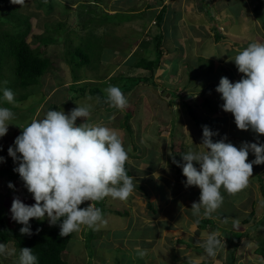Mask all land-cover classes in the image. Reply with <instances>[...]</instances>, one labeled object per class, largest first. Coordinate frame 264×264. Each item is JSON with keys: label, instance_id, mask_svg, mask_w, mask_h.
Segmentation results:
<instances>
[{"label": "rangeland", "instance_id": "obj_1", "mask_svg": "<svg viewBox=\"0 0 264 264\" xmlns=\"http://www.w3.org/2000/svg\"><path fill=\"white\" fill-rule=\"evenodd\" d=\"M124 1L125 0H48L47 4H45L43 0H25L26 5L24 7H20L19 5L10 3V0H0V35L3 32H6L7 28L16 23L14 21L16 18L12 19V14L24 15L27 18H30V23L33 28L29 29V35L26 37V40L29 42L28 44L31 49L39 50V52H41L40 55L42 57H48L52 63V69L39 78L36 86L20 88L19 86H16L17 77L13 72L14 62H12V58H6L0 62V107L9 108L15 116V118L10 121L11 124L8 127V132L4 136L7 137V143L2 144L4 140L0 138V157L4 158V161L0 163V181L9 183L14 177L18 179V182L22 181L19 174L14 171V169L18 167V162H14L12 157L6 155L4 148L1 146H6L8 148L10 146L15 147L14 140L22 133V129L33 119H43L47 111L52 108L57 111L63 110L67 114L70 110L77 106L91 105V118L87 122L92 123L91 121L94 119L98 124L102 123L104 126L113 129V126L118 124L117 120L121 119L122 115L119 116V113L122 111L111 107L106 102L107 94L104 90L110 85L119 87L123 85L124 82L125 86L123 90L131 91L130 97H128L129 93L125 94L126 92H122L127 97L128 103L132 102V99L134 100V102L130 103V105L132 104L131 107L134 112L135 108H140L141 110L144 105L147 107L149 106V109L151 110L153 109L152 104L159 101L160 110H164L165 114H167L170 107L168 108L167 105L162 106L161 103H163V100L159 99L158 93H156L155 90H152L154 88L152 84H150L149 78H147V81H149L148 85L150 88L147 89L145 85L142 84L146 83L142 78L147 77L149 73L151 74L154 72L153 70L148 71V67L153 66L155 63V58L153 57L154 53L151 52L156 49V44L152 42L153 45L148 47L142 60L138 62L137 66L143 70H137V72H135L134 68H131V64L134 63V61L130 63L132 59L129 58L131 57H128V60L124 62L116 58L120 52H124L125 49H129L130 45L128 44L126 46V41L129 38H131L130 44L134 43V40L136 39V36L134 37L135 33L139 34L138 40L148 41L149 36L141 34L139 32L141 31L139 30V27L140 24H142V29H148V22L150 19L147 18L146 14L139 15L138 13L130 12L127 14L117 12L115 15L111 16L113 14L111 10L121 9L126 11L131 8L137 9V5L138 8L141 9L145 6V4H152L157 0H129V3H133V5L129 3L124 4ZM233 2L234 4L238 3L235 0H233ZM257 2L258 1H254V3ZM11 7L15 8L17 11H11ZM259 12L260 10L257 12L258 15L260 14ZM18 15V18L16 19L18 22L16 24L18 27L21 26L22 28L24 21L19 18ZM125 16H127L126 18L128 24L124 25L118 23L121 21L120 18L123 19ZM261 17L262 21H264L263 12ZM7 21L9 22L7 23ZM212 22L216 24V26L219 24L218 21ZM44 25L47 26L44 28ZM42 29H45L44 32H42ZM153 30L154 29H152L151 32H153ZM142 32L144 33V31ZM251 34H254V32L252 31L248 35ZM34 35L42 36L43 39H49L52 41L45 46L41 37V42L38 44L37 41L33 39ZM88 44L95 45L96 48L88 53L90 64L79 66L78 68L74 64L77 60H80V56L76 58L73 55V51L76 47L82 46L80 48H83V51L85 52ZM113 52H115L114 55ZM230 59L229 63L233 65V55ZM199 67H201V65L193 66L189 64L185 69L187 76L186 79H183L184 83L182 84L187 89H191L192 92H196L198 94H201L202 89L207 90L206 95H209V90H211L213 86L209 84V76H206L207 72L204 73V66L202 68ZM190 74L193 76L190 77ZM110 75H113V77H110ZM73 77L75 78L73 79ZM77 77L89 78L94 81L90 82V84H92L91 86L90 84H86L84 88L82 85H79L77 88H69V83L71 84L72 80H75ZM162 77L165 81L164 86L167 87V90L164 89L163 91L170 94L172 100L180 96L178 95V91H174V86H169V77ZM224 77H226V74H224ZM129 78L136 79H132L130 81ZM126 80H128V82H126ZM5 81L7 82L6 84L4 83ZM125 87L128 88V90H126ZM4 88H9L14 92L15 103L10 104L3 98ZM90 90L95 93L94 96L89 95ZM202 97L203 101L200 98L196 100L195 98L189 99V103L191 102V104L190 108H186V110H188L186 112L190 113L191 110L205 111L206 109H212L214 107L217 109L218 105L215 104L213 98H210L209 96H206L205 98L204 95H202ZM178 102L180 104L182 101L179 99ZM200 102L201 104H198ZM186 105L187 104H184L183 108H185ZM170 106L173 107V105ZM129 108L130 107H128V109ZM180 112L182 115L186 113L184 112V109ZM94 114L95 116L93 117L92 115ZM141 114L144 117V114ZM114 117L115 120H113ZM132 117L128 120V123L131 122V124H129L130 132L127 133L125 131V134H128L133 138L134 133L132 131L137 129L138 124H136L135 117ZM84 122L86 121L83 118H77V125ZM203 126L208 127L207 123ZM151 133L152 132H150V134ZM148 139L146 140L148 141ZM149 142L150 141H148V143ZM136 143H138V141H136ZM128 145L127 139L124 147L127 148ZM146 147H149V144L146 145ZM17 155L19 156V154ZM131 167L132 165L128 166V171L130 173H132L130 170ZM182 175V169H179V167L175 165L174 172L169 174V180L173 181L180 178L182 181H186V177H182ZM139 180L140 179H134L137 189L126 201H120L119 199L107 197L102 201L92 202L96 207H99L102 210L103 217L107 221V224L99 230L94 231L88 229L87 227H82L81 231L72 233L71 239L63 252V259L67 262V264H213V259L206 256L203 248L201 251L196 250V253H194V250L191 253H187V259L184 260L183 257L186 255H184L185 252L183 251H189L190 248L192 249L193 240L187 239L189 238V233H186L185 236L183 234V237L180 236V238H177V235L171 233V231L178 232L177 226L170 227L171 229L163 231V226L167 225L168 222L161 221L160 215H158V210H154L159 216L158 219L154 220L153 213H148L147 218L145 217L142 219L139 214V210L144 208L141 204L142 198L145 197L142 196L141 193L143 190L141 191V189L146 190L145 187H149L153 191V195H151V197L154 196L157 200L161 199V201L166 195V190L163 188L164 185H158L151 178L146 180L145 186L140 184ZM259 185L262 187L261 181ZM261 189L262 188H260L259 191H261ZM21 191L22 189L16 188L13 192L14 194L12 192L9 193L8 198L10 200V204L12 203L14 197H18L22 201L29 193L26 189V191H24V195L19 196ZM223 193H225L224 190ZM248 194L249 191L246 192V195ZM251 194L252 192L249 194V198L252 197ZM222 195L224 198H228L227 200H231L230 202L234 199H238L240 200V204L238 207L234 206L233 208H229V205L226 203L227 200H225L221 208L216 211L222 221L219 222V227L221 228L219 232L225 233L223 237H226L227 235V239H229L230 244H227L228 248L226 249V252L223 251L219 254L226 256L224 261L216 262L219 259H214L216 262L214 263L231 264L229 258L235 257V262L232 260V263L246 264L245 258H241L239 260L240 255V257H245L244 254L247 249H244L245 251L241 250L245 245L240 246L239 242L235 247V244L241 239V232L230 227L226 228L223 224L231 226V224L233 225L237 221L234 220V218L239 217V219L241 218V222L239 221V223H242L243 220L248 218L246 223L249 222L248 226H250L253 223V218L249 215V213H247V211L244 212V208L242 206L244 205L243 194L237 198H234V196L229 194ZM188 197L191 196L186 195L185 198L181 199V203L183 201L184 202L180 207L182 210L178 212V215L180 212L181 214L188 212L186 216H188L189 219H176L177 217L174 219L180 230L183 228V221L187 222L189 220H193L197 225L199 220L205 219L202 215L200 217H194L192 215L191 206H183V204H186L187 199H189ZM146 199H148L147 196ZM88 203L89 202H85L79 207H87ZM10 204L6 198L4 201L0 199V209L6 211V223H9L10 226H12L14 220L11 218V206L7 208V205ZM177 206H179V204L177 199H175L171 204V207L167 209V212L169 213L171 208H176ZM257 206L258 205L256 204L254 206L256 208V212ZM156 207L160 209L159 205ZM110 210L117 211V214L114 211L109 213ZM232 218L233 220H231V222L228 221ZM261 219L264 221V216ZM40 222L49 226L47 219ZM207 222L209 225L213 224V220L210 218L207 219ZM189 224H187V226ZM260 226L261 225H258L254 232L249 230V228L246 232L248 234V239H253L256 244H259L264 240V227ZM216 230L217 229L215 228L214 231ZM207 231L210 232L208 229ZM183 232L185 233V230ZM192 232H194V230H192ZM101 235L102 238H100ZM162 235L169 236L170 239H167L170 240V242L168 244L169 246H161V251L158 250V240ZM138 238L142 240L145 238H155V240L152 243H149V248L147 246L137 245L140 244V242L135 241L138 240ZM125 243L128 246L125 245ZM8 244L11 246L9 250H16L12 242ZM233 245L235 247L234 249ZM139 251H145L146 254L141 257L139 255ZM164 252H167V255ZM16 258H18L17 250L15 251V254L11 256L0 255V264H15ZM154 259L156 260L154 261Z\"/></svg>", "mask_w": 264, "mask_h": 264}, {"label": "crops", "instance_id": "obj_2", "mask_svg": "<svg viewBox=\"0 0 264 264\" xmlns=\"http://www.w3.org/2000/svg\"><path fill=\"white\" fill-rule=\"evenodd\" d=\"M235 1L238 3L234 4L233 0H163L161 4H158L157 1L152 4L147 3L141 9H139L137 5V9L131 8L126 11L121 9L111 10L113 13L111 16L115 15L117 12L125 14L130 12L138 13L139 15L146 14L147 18L150 19L148 22V29H142V24H140L139 27V30H141L139 32L141 34L149 36L148 41L138 40L139 34L135 33L134 37L136 36V39L134 40V43L130 44L131 38H129L126 41V46L128 44L130 45L129 49H125L124 52H120V54L116 57L123 62L127 61L128 57H131L129 58L132 59L130 63L134 61V63L131 64V68H134L135 72H137V70H143L137 66V64L142 60L143 55L145 52H147L148 47L153 45L152 42L157 44L155 37L158 35H161L162 37L161 43L159 44L161 56L160 62L157 67L152 69L154 72L151 74L149 73V75L145 77L146 80L143 79L144 77L142 78L146 82L142 84H144L148 89L150 88L148 85L150 81V84H152L154 88L152 90H155L156 93H158L159 99L163 100V103H161L162 106L167 105L168 108L170 107L169 111L167 114H165L164 110L161 111L159 101H156L152 104L153 109L150 110L149 106L147 107L144 105L141 110L140 108H135L134 112L133 108L131 107L132 104L130 105V103L134 102L132 99V102L128 103L127 108L119 113V116L122 115V117L121 119L117 120L118 124H115L113 129L120 134L123 144H125V141L128 139L129 145L127 146L126 150L128 151L129 155L127 166L132 165L130 169L132 173L129 172L130 176H132L134 179H140L139 183L143 186L146 185V180L151 178L158 185H164L163 188L166 190V195L161 201V199L157 200L154 196L151 197V195H153V191L149 187H145L146 190L140 188L141 191L143 190L141 194L145 198H142L141 204V206L144 208L139 210L140 213H138L141 215L142 219L145 217L147 218L148 213H153L154 220L158 219V215H160L162 222H168L167 225L163 226V231L171 229L170 227H178V232L171 231V233L177 235V238H180V236L183 237V234L185 236L186 233H189V238L187 239L193 240V247L192 249L190 248L189 251H183L185 252L184 255L193 252V250L194 253H196V250L201 251L202 247H200L199 244L206 239L208 235L207 233H220L219 230L221 228L219 227V222L222 221L218 212H215L210 218L213 220L212 225L207 224L203 227V229H201L199 228L198 224L196 225L194 223L195 221L189 220L187 222L183 221V228L180 230L177 222L174 219L176 217V219H189V217L186 216L188 212L184 214H181L180 212L178 215V212L182 210L180 207L184 202L183 201L181 203V199L185 198L186 195L191 196L188 197L189 199H187L186 204H183V206L186 207L188 205L191 206L193 202H199L200 189L196 186L185 187L186 181H182L180 178L173 181L169 180V174L174 172L175 165H177L174 163V161L179 162L181 165L179 166V169H182V165L184 164L182 156L184 153L188 152L189 150H203V146L200 145V143L202 141V128L205 123H207L209 129L212 132L217 133V135L212 137L213 142L224 139V142L232 143L237 148L241 146L242 142L264 144V136H257V134L251 130L242 131L237 129L232 114L222 110L221 106L224 101L221 99V94L215 91L219 84L220 78L224 77V74H226V77L233 83L241 79L243 74L238 72L233 61L235 55L238 53V50L246 48L253 41L264 42V21L261 19L262 12L264 13V0ZM254 1L258 2L254 3ZM126 3H129V0H125L124 4ZM129 4L133 5V3ZM162 9L164 10L162 19L159 23H156ZM258 10H260L259 15L257 14ZM126 17L127 16H125L123 19L120 18L121 21L118 23L127 25L128 21ZM212 21H218V26H216V24H214ZM152 29H154L153 32H151ZM142 31H144V33ZM252 31L254 34L248 35ZM114 53L115 52H113V55ZM151 53H154L155 56V53H157L156 49ZM232 55L233 65L229 63L231 60L230 57ZM189 64L193 66L201 65L199 68L204 66V73L207 72L206 76H209V84L213 86L211 90H209V95H206L207 90L202 89L201 94H198L196 92H192L191 89H187L182 84L184 83L183 79H186L187 74L185 73V69ZM150 70L151 69L148 71ZM162 76L169 77V86H174V91H178V95L180 96L172 100L170 94H167L165 91H163L164 89L167 90V87L164 86L165 81L163 80ZM192 76L193 75L190 74V77ZM110 77H113V75H110ZM147 78H149V81H147ZM88 79L89 78L77 77L75 80H72L71 84L69 83L68 86L69 88H77L79 85H82L84 88L86 84H90L91 81H94ZM91 85L92 84H90V86ZM124 92H126L125 94L129 93L128 97H130L131 91ZM89 93L90 96L93 94L91 90ZM202 95H204L205 98L206 96L213 98L215 104L218 105L217 109L214 107L212 109H206L205 111L191 110L190 113H187L186 111L188 110H186V108H190L191 104V102L189 103V99L195 98L196 100L200 98L203 101ZM179 99L182 101L180 103L181 105L178 102ZM184 104H187L185 108H183ZM198 104H201V102ZM170 105H173V107ZM128 107H130V110ZM183 109L184 112H186L184 115H182L180 112ZM141 113L144 114V117ZM92 116L94 117L95 114ZM132 116L135 117L136 124H138L137 129L132 131L134 133L133 138L128 134H125V131L127 133L130 132L129 124H131V122L128 123V120ZM115 117L113 120H115ZM91 122V124H98L94 119H92ZM126 125L129 127L128 130H126ZM149 131L152 133L150 134ZM1 139L4 140L2 144L7 143V137H2ZM146 139H148L150 142L148 143ZM136 141H138V143H136ZM148 144L149 147H146ZM1 147L4 148L6 155H8V147ZM254 159V154L250 152L248 156V162H251ZM193 163L194 166L199 169V165L195 162ZM153 173H158L159 179L154 178ZM182 177L185 176L182 175ZM17 180L18 179L15 177L11 179V183L14 186L13 188L8 187L10 182L6 183L5 181H0V199L4 201L6 198L10 204V200L8 198L9 193H13L16 188L22 189L19 196L24 195L26 188L24 187L22 181L18 182ZM260 181L262 182V187L259 185ZM260 188H262L264 191V164L253 165V176L250 178L249 186L242 192L234 195V198H237L243 194L244 205L242 206L244 208V212L247 211V213L253 214L252 225L248 226L249 222L242 224L244 223L243 221L242 223H239V221L241 222V218L239 219V217L234 218V220L237 221L233 225L231 224V226L228 224H223V226L226 228L230 227L241 232V239L235 244V247L239 242L240 246L245 245L241 249L242 251L247 249L246 251L244 250L246 252L244 254L245 257H240V255L239 260L241 258H245L246 264H264V261L261 259V257L254 253V250L257 247L256 242L253 239H248V234L246 233L248 228L254 232L258 225L264 227V221L261 219L264 216V198L259 191ZM248 191L249 194L252 192L251 198H249V194L246 195V192ZM221 194L228 195L226 192L223 193V188L221 189ZM146 196L148 199H146ZM175 199H177L179 206L176 208H171L170 212L168 213L167 209L171 207V204ZM227 199L228 198H224V201ZM22 201L27 205L35 203L30 193H28V195ZM230 201L231 200H227L226 202L229 205V208H233L234 206L238 207L240 204V200L238 199H234L232 202ZM148 204H150L149 208L147 206ZM255 204L258 205L257 212L256 208L254 207ZM158 205L160 206V209L156 207ZM10 206L11 204L7 205V208ZM154 210H158V215ZM0 211L4 214V216H7L5 215V210L0 209ZM113 211L117 214V211L115 210H110L109 213ZM201 212H203V209ZM204 218L205 220L209 219L206 217ZM231 220H233V218L229 219L228 221L231 222ZM187 224L189 225L187 226ZM215 228L217 229L216 231H214ZM207 229L210 232H208ZM184 230L185 233L183 232ZM192 230H194V232H192ZM224 234L225 233H220V236L221 238H224L227 249V244H230V242L229 239H227V235L226 237H223ZM100 238H102V235ZM167 238H169V236L162 235L159 237L158 250L162 251L161 246L169 244L170 240ZM154 240L155 238H145L144 240L138 238V240L135 241L140 242V244L137 245L149 247V243H152ZM5 245L8 249L11 248L8 243ZM125 245L127 244L125 243ZM235 247L233 245V249ZM165 254L167 255V252ZM186 257L187 255L183 257L184 260L187 259ZM225 258L226 256L224 255H218L216 259L219 260L216 262L224 261ZM229 259V261L234 260L235 262V257H230ZM18 260L19 255L18 258H16L15 264H18ZM155 260L156 259H154V261ZM214 262L215 261L213 259V264L216 263ZM231 264L235 263L231 262Z\"/></svg>", "mask_w": 264, "mask_h": 264}, {"label": "clouds", "instance_id": "obj_3", "mask_svg": "<svg viewBox=\"0 0 264 264\" xmlns=\"http://www.w3.org/2000/svg\"><path fill=\"white\" fill-rule=\"evenodd\" d=\"M43 2L47 4L48 0ZM10 3L26 5L25 0H10ZM233 61L243 75L235 83L227 77L220 78L215 91L224 101L222 110L232 114L238 130H251L257 136H264V42H251L238 50ZM104 91L111 107L121 111L127 108V97L119 87L110 85ZM3 98L10 104L15 103V94L9 88L3 89ZM14 118L9 108L0 107V138L7 134ZM77 118L86 122L77 125ZM90 118L91 105L77 106L67 114L63 110H49L43 119H33L24 127L14 140L15 147L8 148V155L18 162L14 171L35 201L27 205L18 197L12 200L11 218L22 225L21 235L33 234L30 219H47L49 226L61 221L60 237H68L82 227L99 230L107 221L102 210L92 202L107 197L126 201L137 189L125 167L129 155L120 134L103 124L88 123ZM214 135L217 133L203 126L200 143L203 150H189L182 156L185 187L200 189L199 202L191 205L194 217L202 214L211 218L223 205L221 189L232 196L242 192L249 186L253 165L264 164V144L242 142L237 148L224 139L213 142ZM250 152L255 159L248 162ZM3 161L0 157V163ZM174 163L181 166L179 162ZM153 176L159 179L158 173ZM8 187L14 186L10 182ZM85 202H89L87 207H79ZM199 246L211 259L227 251L224 238L218 232L208 234ZM15 251L0 243V255L11 256ZM145 254L139 251L141 257ZM18 264H37L32 249H20Z\"/></svg>", "mask_w": 264, "mask_h": 264}, {"label": "trees", "instance_id": "obj_4", "mask_svg": "<svg viewBox=\"0 0 264 264\" xmlns=\"http://www.w3.org/2000/svg\"><path fill=\"white\" fill-rule=\"evenodd\" d=\"M157 1L158 4H161L163 0H157ZM10 9L11 11L16 10L15 8L12 7ZM163 9L160 12V16H158L159 18L156 21V23H159L161 21L162 15L164 13ZM17 15L18 14L16 15L12 14V19L14 18L17 19L18 18ZM18 16L24 21L22 28L21 26L20 27L17 26L16 23L18 22V20L14 19L16 23L11 25V27L7 28L6 32H3L0 35V62L6 58L9 59L12 58L11 60L12 62H14L13 72L14 75L17 77L16 86H19L20 88H27L30 86H36L38 84L39 78L52 69V63L48 57H42L40 55L41 52H39V50L31 49L30 45L28 44L29 42H27L26 40V37L29 35L28 34L29 29L33 28L32 24L30 23V18H27L24 15L23 16L18 15ZM8 22L9 21H7V23ZM46 26L47 25H44V28ZM44 30H42V32H44ZM41 37L42 36L34 35L33 39L37 41L38 44H40ZM155 39L157 41V44L155 42L153 43L156 44L157 53H155L154 56L155 58L154 65L148 67V69L151 70L154 67H157L161 57L159 44L161 43L162 37L161 35H158L155 37ZM51 41L52 40L49 39H43L42 37V42L45 46L48 45ZM80 47H76L73 51V55L76 58L80 56V60H77L76 63L74 64L78 68L79 66L90 64L88 53L96 49L95 45L88 44L85 50V52L87 53H85L83 51V48ZM129 79L131 81L132 79L134 80L136 78H129ZM126 82H128V80H126ZM124 86H125L124 82L123 85L119 86L121 91H125L123 90ZM126 90H128V88H126ZM94 94L95 93H93L92 95L94 96ZM53 109L54 108H52L51 110ZM128 129L129 127L126 125V130ZM125 167L126 169H128L127 164ZM128 174L130 175L129 171ZM260 192L264 198L263 189H261ZM147 206L149 208L150 204H148ZM249 215L252 216L253 214L251 213ZM247 221L248 218L243 220L244 223H246ZM29 223H30L31 232L33 234L30 236L21 235L19 229L22 227V225L14 221L12 225L13 227L10 226L8 223H6V218L4 214L0 211V243L7 244L12 242L18 252V255L21 248L27 247L32 249L33 254L37 257V264H67V262L63 259V252L65 251L66 246L69 243V240L71 239V234L68 237H60L59 224L61 223V221H58L56 225L50 227L46 226L43 222L41 223L40 221H37L35 219H30ZM207 224H208L207 220L203 219L199 221L198 226L199 228L203 229V227ZM38 229L39 231H37ZM256 245L257 247L254 250V253L260 256L261 259L264 261V240L259 244L257 243Z\"/></svg>", "mask_w": 264, "mask_h": 264}]
</instances>
